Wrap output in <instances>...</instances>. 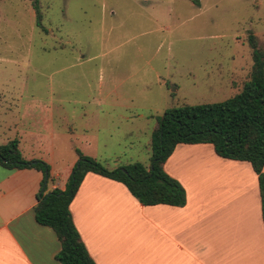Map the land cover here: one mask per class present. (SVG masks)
<instances>
[{
  "label": "rangeland",
  "instance_id": "rangeland-1",
  "mask_svg": "<svg viewBox=\"0 0 264 264\" xmlns=\"http://www.w3.org/2000/svg\"><path fill=\"white\" fill-rule=\"evenodd\" d=\"M39 9L42 27L31 0H0V144L15 126L39 133L48 120L59 162L91 152L83 128L94 133L99 120L111 158L149 166L163 112L234 95L251 70L249 34L264 48V0H39Z\"/></svg>",
  "mask_w": 264,
  "mask_h": 264
},
{
  "label": "crops",
  "instance_id": "crops-1",
  "mask_svg": "<svg viewBox=\"0 0 264 264\" xmlns=\"http://www.w3.org/2000/svg\"><path fill=\"white\" fill-rule=\"evenodd\" d=\"M227 84L233 87L234 80L227 79ZM10 88L18 90L16 85ZM98 123L94 133L83 128L91 152L76 149L100 163L112 162L113 168L138 161L111 158ZM5 128L10 131L11 125ZM14 129L6 142L17 139L25 159L49 165L47 190H64L77 153L57 160L53 142L48 144V137L54 138L48 120L39 133ZM163 167L184 187L183 206L143 205L123 183L86 172L69 210L95 264H264L261 196L248 161L222 157L211 143H178ZM42 179L34 167L0 165V264H61L57 235L35 219Z\"/></svg>",
  "mask_w": 264,
  "mask_h": 264
},
{
  "label": "trees",
  "instance_id": "trees-1",
  "mask_svg": "<svg viewBox=\"0 0 264 264\" xmlns=\"http://www.w3.org/2000/svg\"><path fill=\"white\" fill-rule=\"evenodd\" d=\"M36 25L42 27L39 0H31ZM195 2V1H194ZM252 65L249 77L233 96L213 103L183 104L166 109L151 134L149 166L140 161L107 169L95 158L76 149L78 159L64 190H47L49 165L40 159H25L18 140L0 144V165L8 168L34 167L43 174L34 206L35 219L53 229L60 242L56 259L61 264H95L73 223L69 204L86 172H94L123 183L143 205L183 206L184 187L164 170V162L178 143H211L226 158L248 161L258 177L264 222V48L250 33ZM34 162V163H32Z\"/></svg>",
  "mask_w": 264,
  "mask_h": 264
},
{
  "label": "water",
  "instance_id": "water-1",
  "mask_svg": "<svg viewBox=\"0 0 264 264\" xmlns=\"http://www.w3.org/2000/svg\"><path fill=\"white\" fill-rule=\"evenodd\" d=\"M32 163H34V162H32ZM43 188H44V186L42 187L41 191L43 190Z\"/></svg>",
  "mask_w": 264,
  "mask_h": 264
}]
</instances>
